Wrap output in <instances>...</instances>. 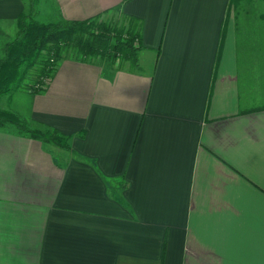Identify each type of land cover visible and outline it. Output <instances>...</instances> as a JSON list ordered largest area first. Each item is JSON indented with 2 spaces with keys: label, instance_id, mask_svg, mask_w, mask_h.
<instances>
[{
  "label": "crops",
  "instance_id": "obj_1",
  "mask_svg": "<svg viewBox=\"0 0 264 264\" xmlns=\"http://www.w3.org/2000/svg\"><path fill=\"white\" fill-rule=\"evenodd\" d=\"M55 2L138 19L139 67L64 58L29 90L70 148L0 128V264H264V0Z\"/></svg>",
  "mask_w": 264,
  "mask_h": 264
},
{
  "label": "trees",
  "instance_id": "obj_2",
  "mask_svg": "<svg viewBox=\"0 0 264 264\" xmlns=\"http://www.w3.org/2000/svg\"><path fill=\"white\" fill-rule=\"evenodd\" d=\"M35 5V0L26 2L16 19L15 35L3 46L0 97L22 85L28 72L37 65L39 74H46L48 78L41 87L31 91H42L64 58L107 63L113 67L116 64L117 67L126 64L139 67L142 44L138 19L124 16L128 19L126 26L114 22V18L104 20L102 14L84 19L60 16L43 21L37 18ZM111 10L121 9L116 6ZM0 128L70 148L68 135L45 123L24 120L9 109L0 108Z\"/></svg>",
  "mask_w": 264,
  "mask_h": 264
},
{
  "label": "rangeland",
  "instance_id": "obj_3",
  "mask_svg": "<svg viewBox=\"0 0 264 264\" xmlns=\"http://www.w3.org/2000/svg\"><path fill=\"white\" fill-rule=\"evenodd\" d=\"M28 0H26L27 2ZM36 2V12H37V18L43 21H50L53 20L59 16L57 5L55 0H35ZM102 18L104 20H108L109 18H114V22H117L120 25H127L128 19L124 17L123 14H120L119 11H113L110 10L108 12L102 13ZM2 22H0V57L3 55V46L6 42L11 40L16 32V23L10 22L7 25L2 26ZM261 67L258 68L256 65V68L258 70V75L255 79L259 83L258 85L262 86V91H255L249 93L253 102L252 104H257L264 102V98L262 96L264 95V49L262 51V59H261ZM47 75L39 74V66L33 67L28 72V76L24 83L20 85L19 87H15L10 92L2 95L0 97V108L9 109L13 111V113L19 115L24 120L28 119L27 114V106L29 105V97H27V94H29V90L37 89L42 86V84L46 81ZM5 130V129H4Z\"/></svg>",
  "mask_w": 264,
  "mask_h": 264
}]
</instances>
